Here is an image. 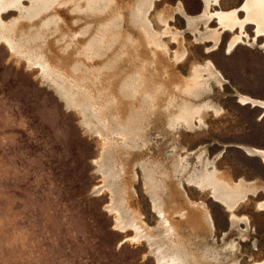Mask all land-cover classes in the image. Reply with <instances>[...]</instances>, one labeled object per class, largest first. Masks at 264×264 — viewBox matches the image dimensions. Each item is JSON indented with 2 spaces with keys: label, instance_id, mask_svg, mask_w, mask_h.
Here are the masks:
<instances>
[{
  "label": "rangeland",
  "instance_id": "obj_1",
  "mask_svg": "<svg viewBox=\"0 0 264 264\" xmlns=\"http://www.w3.org/2000/svg\"><path fill=\"white\" fill-rule=\"evenodd\" d=\"M244 2L0 0V264L264 260Z\"/></svg>",
  "mask_w": 264,
  "mask_h": 264
},
{
  "label": "bare ground",
  "instance_id": "obj_2",
  "mask_svg": "<svg viewBox=\"0 0 264 264\" xmlns=\"http://www.w3.org/2000/svg\"><path fill=\"white\" fill-rule=\"evenodd\" d=\"M242 6L246 10L245 12L247 17L245 19L253 20V22H255L256 25V31L259 33H264V0H245ZM235 11L236 9L230 12L218 11L216 12V15L224 27L225 26H227L228 28L232 27L235 23H238L239 26L242 27V25H244L243 23L245 22V20L238 21L239 19L235 18L236 15ZM239 39H240L239 36H235L233 41L230 43L229 48ZM258 103L264 107V102H258ZM256 152L260 153L264 157V151H256ZM213 184H214L213 185L214 190H216L215 189L216 183ZM218 192L222 194V197H224L223 200L227 203L228 206H232L234 204V199L231 196L232 193L229 191V188H225L223 192L218 190ZM220 193H218L217 196L220 197ZM165 222L166 225L167 224L169 225V221L165 220ZM260 264H264V263H260Z\"/></svg>",
  "mask_w": 264,
  "mask_h": 264
},
{
  "label": "crops",
  "instance_id": "obj_3",
  "mask_svg": "<svg viewBox=\"0 0 264 264\" xmlns=\"http://www.w3.org/2000/svg\"><path fill=\"white\" fill-rule=\"evenodd\" d=\"M256 262H261L262 263V262H264V260H262V261H256Z\"/></svg>",
  "mask_w": 264,
  "mask_h": 264
}]
</instances>
